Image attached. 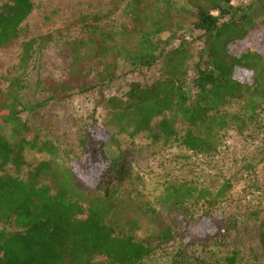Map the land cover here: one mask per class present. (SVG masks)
<instances>
[{
  "label": "trees",
  "instance_id": "1",
  "mask_svg": "<svg viewBox=\"0 0 264 264\" xmlns=\"http://www.w3.org/2000/svg\"><path fill=\"white\" fill-rule=\"evenodd\" d=\"M0 5L1 51L20 38L33 3L0 0ZM119 12L126 22L117 28L113 18ZM261 14L258 7H235L232 0H187L186 5L178 0H123L104 15L81 16L65 29L64 38L62 30L57 32L68 50V70L63 80L39 81L47 94L40 104L22 97L30 65L43 46L39 41L50 37L23 43L21 73L0 98V264H92L96 256L105 257L108 264H142L154 249L118 233L113 224L125 199L151 223L161 222L162 207L197 220L186 226V233L213 217L220 220L217 212L229 199V180L218 187L170 181L157 193L141 177L132 179L120 164L121 155L109 149L119 151L122 137L147 134L165 149L182 147L196 156H212L227 131L244 134L256 128L264 111V55L251 46L263 43L264 18L257 22ZM185 22L202 33L193 79L189 68L195 56L189 45L182 40L178 48L166 51L167 42L157 41ZM156 65L160 75L151 83L133 81L122 96H106L105 89L116 84L127 66ZM236 70L250 77L238 80ZM87 94L97 95L105 112L104 127L98 124L95 108L84 124L79 155L39 135L28 138L24 113L34 116L47 103ZM3 128L9 129V136ZM29 153L48 158L32 165L26 161ZM263 212L231 214L224 225L235 228ZM160 225L157 235L164 242L180 238L172 226ZM219 230L225 229L217 225L209 231ZM192 235L180 241L169 264H186L183 253L195 239ZM240 260L234 249L222 261Z\"/></svg>",
  "mask_w": 264,
  "mask_h": 264
},
{
  "label": "rangeland",
  "instance_id": "2",
  "mask_svg": "<svg viewBox=\"0 0 264 264\" xmlns=\"http://www.w3.org/2000/svg\"><path fill=\"white\" fill-rule=\"evenodd\" d=\"M122 1L32 0L33 10L21 26L20 38L10 47L0 51V98L5 96L9 82L21 73L19 60L23 43L50 37V40L39 41L43 46L37 51L36 58L30 65L22 97L24 101L33 104L46 101L47 94L39 81L63 80L68 70V50L62 40L67 35L65 29L81 16L104 15L119 7ZM178 1L181 5L187 3V0ZM232 5L242 8L249 5L258 7L262 9V14L257 22L264 18V0H232ZM121 21L125 23L126 17L119 12L113 18V23L119 28ZM180 25L179 29L175 28L170 33L160 35L157 41L167 42L163 44L166 51L178 48L182 40L185 41V46L189 45L191 54L195 56L194 60L190 61L189 68V79H193L196 54L203 48L202 33L194 30L187 22ZM60 30L63 31L62 39L57 34ZM78 31L79 29L76 30L77 33ZM251 47L253 51L264 55V37L262 44ZM159 69L160 65L151 69H134L127 66L119 74L116 84L105 89V94L122 96L133 81L151 83L160 75ZM234 77L245 80L250 77V73L236 70ZM97 99L96 94L74 95L64 103H47L39 108L34 116L24 113L22 119L28 120L30 125L28 138L39 135L42 139L51 140L61 147L60 149L77 152L79 155L84 124L95 108L98 124L104 127L105 112L98 106ZM1 132L9 136V129L3 128ZM90 151L93 152V148H90ZM109 151L113 155H121L120 164L132 179L141 177L147 188L158 189L157 193L170 181L218 187L223 181L229 180L232 186L229 199L217 212L220 220L218 216L213 217L214 219L204 222L203 226L187 233L186 226L195 224L197 220L193 221L179 211L162 207L161 222L151 223L125 199L114 216L113 224L118 233L147 242L154 249L152 257L142 264H169L170 259L180 249V241L183 242L192 234L195 239L189 242L188 249L183 253L186 264H224L222 260L234 249L240 254L241 262L238 264H264V212L257 220L245 221L235 228L224 225V218L231 214L239 215L244 210L258 211L264 208V111L259 125L249 132L237 134L232 130L227 131L217 153L212 156H196L182 147L165 149L160 143H152L147 134H139L134 138L122 137L119 151L113 148ZM46 158L48 155L29 153L26 161L33 165ZM248 165H251V168H247ZM115 177L116 174H113L112 179ZM200 215L196 213L195 217ZM160 224L172 226L180 238L169 242L161 240L157 235L162 227ZM211 225H218L225 230L223 233L222 230L210 233ZM92 264H108V261L103 256H96Z\"/></svg>",
  "mask_w": 264,
  "mask_h": 264
}]
</instances>
